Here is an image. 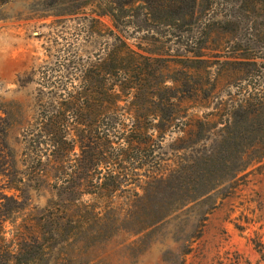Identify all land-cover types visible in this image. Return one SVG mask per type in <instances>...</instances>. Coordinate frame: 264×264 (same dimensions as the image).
Here are the masks:
<instances>
[{
    "label": "rangeland",
    "instance_id": "obj_1",
    "mask_svg": "<svg viewBox=\"0 0 264 264\" xmlns=\"http://www.w3.org/2000/svg\"><path fill=\"white\" fill-rule=\"evenodd\" d=\"M166 5L123 28L155 62L95 169L78 147L40 161L24 138L42 111L32 72L74 31L43 0L0 6V264H264V0Z\"/></svg>",
    "mask_w": 264,
    "mask_h": 264
},
{
    "label": "trees",
    "instance_id": "obj_2",
    "mask_svg": "<svg viewBox=\"0 0 264 264\" xmlns=\"http://www.w3.org/2000/svg\"><path fill=\"white\" fill-rule=\"evenodd\" d=\"M9 1L0 0V6ZM174 1L43 0L44 8L56 10L52 15L55 22L74 34L67 33L62 38L65 45L56 58L57 66L47 63L32 72L37 77L42 111L35 128L24 138L36 144L38 160L62 158L78 147L88 156V168L102 165L98 159L102 151L100 143L109 146L114 136L109 122L112 111L123 117L128 101L141 98V83L145 81L143 62H155L128 44L123 28L131 24L130 13L135 8L141 6L150 14ZM182 2V14H193L197 0ZM105 18L110 20L111 27L104 23ZM85 46L95 47L96 51L95 60L86 69L80 65ZM53 56L48 54L49 59ZM155 73L156 69H152L148 75L154 77ZM148 95L154 97L155 93ZM117 139L123 140L122 150L131 148L126 137Z\"/></svg>",
    "mask_w": 264,
    "mask_h": 264
}]
</instances>
